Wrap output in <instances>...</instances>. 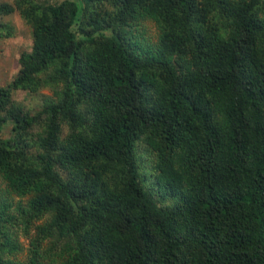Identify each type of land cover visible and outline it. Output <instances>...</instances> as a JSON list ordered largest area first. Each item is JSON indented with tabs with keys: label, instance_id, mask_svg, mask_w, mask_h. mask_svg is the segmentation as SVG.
I'll use <instances>...</instances> for the list:
<instances>
[{
	"label": "trees",
	"instance_id": "1",
	"mask_svg": "<svg viewBox=\"0 0 264 264\" xmlns=\"http://www.w3.org/2000/svg\"><path fill=\"white\" fill-rule=\"evenodd\" d=\"M15 13L0 264H264V0L0 3Z\"/></svg>",
	"mask_w": 264,
	"mask_h": 264
},
{
	"label": "rangeland",
	"instance_id": "2",
	"mask_svg": "<svg viewBox=\"0 0 264 264\" xmlns=\"http://www.w3.org/2000/svg\"><path fill=\"white\" fill-rule=\"evenodd\" d=\"M11 0H0V3L10 2ZM0 22L9 23L14 27V35L10 38L0 39V86L6 85L17 71V58L21 52L30 50L31 39L30 31L27 26L19 19L17 14H11L0 18ZM146 37L153 40L155 33L152 24L145 27ZM42 95L48 94L41 91ZM15 100H18L25 110L33 113L39 109L41 98L39 95L31 96L17 91L14 94ZM10 125L6 124L1 131V138L9 137ZM143 173V170L141 171ZM21 245L25 247L26 243L22 239L19 240Z\"/></svg>",
	"mask_w": 264,
	"mask_h": 264
}]
</instances>
